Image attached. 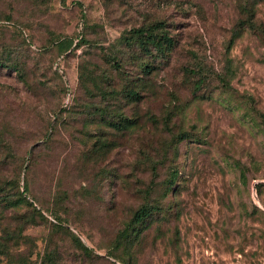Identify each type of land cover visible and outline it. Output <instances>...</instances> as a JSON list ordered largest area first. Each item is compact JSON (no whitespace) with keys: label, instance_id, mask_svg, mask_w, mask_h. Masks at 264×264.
<instances>
[{"label":"rangeland","instance_id":"374dc122","mask_svg":"<svg viewBox=\"0 0 264 264\" xmlns=\"http://www.w3.org/2000/svg\"><path fill=\"white\" fill-rule=\"evenodd\" d=\"M0 242V264H264V0H0Z\"/></svg>","mask_w":264,"mask_h":264},{"label":"trees","instance_id":"16d2710c","mask_svg":"<svg viewBox=\"0 0 264 264\" xmlns=\"http://www.w3.org/2000/svg\"><path fill=\"white\" fill-rule=\"evenodd\" d=\"M144 35H146L145 32H143V29H139L136 30V38L137 40H140L141 38L144 37ZM148 35V32H147ZM149 36V35H148ZM151 43H157V40L155 37H153V35L151 34L150 37L146 38L145 40H142V44L144 45L145 49L147 48V45L151 44ZM159 44V43H157ZM145 68H149L148 66H145ZM150 69H148L149 71ZM130 95L135 96V98H139V93L136 90H130ZM132 123L130 121V119L125 118L124 120L119 121L118 123H114L115 126H117L118 128H122L124 125L130 124ZM24 194H21L20 197L16 198V199H8L7 201V206L10 207H16L20 204L23 203H29L30 205L33 206V203L30 202L27 197L23 196ZM154 212V206H150V205H143L142 207H140L134 214L133 220L131 223H129L126 228L124 229V232L126 233H130V232H135L137 230V226L138 224L144 222L147 218L151 217L153 215ZM77 241L79 242V244L81 246H83L85 251H88L89 249L84 246L81 243L80 238L76 237ZM7 243H2L0 242V254H7Z\"/></svg>","mask_w":264,"mask_h":264}]
</instances>
